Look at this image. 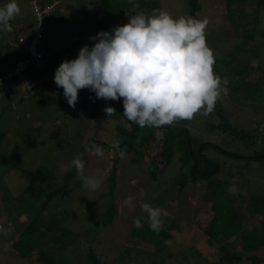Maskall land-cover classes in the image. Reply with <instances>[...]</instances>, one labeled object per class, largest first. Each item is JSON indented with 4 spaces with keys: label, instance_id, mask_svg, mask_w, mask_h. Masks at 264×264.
Segmentation results:
<instances>
[{
    "label": "rangeland",
    "instance_id": "rangeland-1",
    "mask_svg": "<svg viewBox=\"0 0 264 264\" xmlns=\"http://www.w3.org/2000/svg\"><path fill=\"white\" fill-rule=\"evenodd\" d=\"M33 1L17 0L21 12L14 20L10 21L13 31L6 32L7 36L5 40L12 43L16 37H22L29 42L34 36L36 21L32 11ZM161 1V10L168 12L173 18L188 17V0ZM8 2L9 0H0V6ZM200 2L204 7L207 6V9H203L197 16L203 19L207 18L209 21L205 30V36L207 46L213 51L214 58L218 60L235 56L242 58L248 49L246 41L255 47H257V44H262L260 39L264 41L262 36L264 32L263 9L260 10L261 13H259V17L253 22L254 24L251 23V20L255 18V15L251 14V12L254 11V14H257L256 10H258V6L256 3L252 2L245 5L234 4L231 9H227L226 0H201ZM52 6V11L55 12L50 15L51 22L47 35L50 38L49 45L54 52L64 48L70 49L73 52L70 61L78 57L79 50L82 47L87 45L91 48L98 42L97 40H90V37L97 36L101 31L112 32L110 29L114 26L125 24L123 22L122 11L116 15L109 16L102 8L99 0H54ZM248 11L250 12L248 13ZM136 13L140 12H133L131 15ZM144 14L152 15L153 13L145 12ZM112 19L116 20V22L113 23ZM248 31L253 33V35H250L252 39H250V36L248 38V35L251 34ZM258 38L260 39L258 40ZM0 42H2L0 43V57H3L8 48L3 46L4 39L1 36ZM44 45L43 50L45 49ZM263 54L264 52L260 54L261 59L259 61L254 60V65L258 66V68L256 71H253L251 77L247 78L250 81L258 79L264 71ZM65 60L66 57H64L62 62ZM59 64L61 65V60ZM47 81H49V77ZM49 85L48 89H54V92L58 90L55 82H50ZM5 87H8L7 90L0 93V105L4 109H7L8 112H6V117L2 120L9 116H15V119L8 124L0 120L3 129L7 131V137L0 144V155H8L13 162L17 161V166L15 168L12 167L10 171L7 169L8 167L0 168V173L3 175L0 177V184L2 185L0 187H2V192L15 197L26 188L31 182V178L35 177L38 168L43 164L51 167L61 180L66 172L65 168H68L71 161L77 156L79 149L85 146L86 143H89L90 146L93 139L89 137L91 134L86 138L81 137L83 139H79V135L74 136L71 134L76 126L79 127L80 123L73 121L75 123L74 126L71 125L72 121L69 123V119L63 118V112L67 108L74 111L77 110V107L72 108L69 106L65 97V106L58 111L54 107H40L37 105L38 98L28 100L36 92L35 82L29 79L24 80L20 79V77H14ZM82 92L83 94L80 95ZM78 94L76 106H78L80 101L93 99L94 92L89 89H82ZM20 97L21 99H19ZM233 97L232 95L231 98ZM226 99L228 100L229 97ZM104 101L109 102L108 100L101 99L102 104H106ZM1 109L0 107V113ZM233 114V124H235V127H239L241 130H249L254 136L260 135L264 137V113L255 111L251 106L250 108L241 107L234 111ZM17 116L21 120L25 117L29 119L32 116V118L39 119L40 121L21 123L16 119ZM110 121L101 124L100 128L97 129L101 136L100 141H103L105 145L102 146L104 155L102 157L90 156L85 152L83 156L85 162L84 175L96 176L99 174L102 180L100 188L92 191L84 187L82 181L77 176L65 191L63 198H57L59 199L57 201L71 215L67 218L66 225L75 232L84 233L89 227L97 226L96 220L101 224L100 216L110 206H113L118 210L113 222L107 227H97V231L94 232L92 237L86 240L87 246L94 248L96 254L100 257L101 263L121 264L119 262L120 259L125 257L128 259L127 262L129 264H135L130 263V261L133 257H137L140 260L138 264H165L163 258V260H156L153 257L148 259L145 252L153 253L155 247L143 244L141 239L134 236L136 230H142L145 226L150 227L148 215L141 208L143 203H148L153 208L161 209V230L168 231L171 226L175 225V229H170L173 238L166 241L167 247L173 253L171 257H166V264H207L208 262L215 261L217 259V244L210 246L207 241L209 237L204 232L205 222L210 216V208L205 201L211 202L213 199L210 197L212 190H209L208 182L204 181L201 183V186L194 185V183L193 185H191L192 183L184 186L180 185L179 166H181V163L177 155L163 173H158L157 178L151 174L150 161L152 156H148L145 161L133 160V158H136L134 153L121 158L119 151L112 147V142L116 140L117 130L115 126L118 120L113 118ZM215 121L217 122L216 126L213 125ZM176 123L185 125L191 130L193 136L203 137L205 141L218 144L225 150L233 152L234 156L240 159V155H248L251 152L249 151V147H247L248 142L243 143V139L237 137L232 132L222 131L216 118L208 122L207 117L197 114L192 120H182ZM40 124L43 126L45 124L47 134L38 138V132L33 129L37 128ZM47 124L50 126L49 128ZM83 124L84 121L82 120L81 126ZM90 126L92 127V123ZM90 126L85 124L87 132L91 131L89 130ZM18 127L20 128V134L16 132ZM65 128L69 129V131L65 130ZM144 129L147 131L149 127H145ZM55 131H62L58 135L68 138L67 140L70 143L66 144V142H62L60 145L63 147L58 149L54 145V140H51L50 145L53 146L52 148L58 150V152L52 151L51 148L47 153L42 154L41 150L43 149H37V146L42 140L51 139L53 137L51 134ZM151 145L152 143L147 146L148 149L145 154L152 153L153 149L158 150L159 146L157 145L155 148L152 147V150L149 152ZM116 156L119 157V162L116 171L115 199L112 200L108 194L110 186L108 178L113 170V159L116 160ZM215 157L224 164V171L218 176L217 184L224 185L226 197H229L231 209L229 216L235 217L233 215L235 214L244 218L243 224H235V228L238 229V226H240V229L234 236L222 235L219 237V240L222 243H233L234 248L241 251L242 240L238 236H243L248 232L261 235L259 241L263 245L255 250V252H248L247 255L254 254L260 257L262 260L261 264H264V169L261 168L259 171L249 172L232 165L233 162H237L236 159L238 158L227 157L222 154H217ZM238 164L242 165V163ZM251 166L255 169L259 168L260 164L253 162ZM60 180L54 188L61 184ZM141 190H143V196L140 195ZM101 194H106V196L103 197ZM129 196L134 198L132 207L124 205L125 199ZM243 204L249 205L246 206L245 211ZM255 204H258L260 210L257 211L250 206ZM15 210L16 205L12 201L0 205V237L6 236L5 240L0 238V264H26L22 259L18 258L15 251L10 249V245L13 242L11 239H17L20 233L27 226H30L32 220L25 216L19 218L17 216L13 217L12 214L15 213ZM50 214L48 212L45 221H41L42 224H45L49 216L51 218ZM137 219L141 222V227L134 225V221ZM60 222V220H56L55 223L59 226ZM83 242L82 240L77 248L70 249L71 262L74 264H88V259L83 255ZM134 246L142 250L140 256L136 250H132ZM195 250H198L199 253L195 254ZM68 257L70 258V256ZM234 264L260 263L244 260Z\"/></svg>",
    "mask_w": 264,
    "mask_h": 264
},
{
    "label": "trees",
    "instance_id": "trees-1",
    "mask_svg": "<svg viewBox=\"0 0 264 264\" xmlns=\"http://www.w3.org/2000/svg\"><path fill=\"white\" fill-rule=\"evenodd\" d=\"M200 1L201 0H188V17L203 20L202 17L199 18L197 15L202 12L203 9L206 10L207 6L204 7ZM35 2L40 9L43 10V12L45 9L53 8L52 5L54 4V0H35ZM99 2L109 16H113L114 14L116 15L118 12L122 11L123 22L125 24L129 21V16L126 15V13L129 15L133 12L153 13L154 10H161L162 7L161 0H99ZM252 2L256 3L258 6V10H256L257 14H254V11L251 12V14L255 15V18L251 20V23H253L259 17V13H261L260 10H264V0H226V5L227 9H231L234 4L245 5ZM137 4L139 7H136ZM54 12L51 10V12L43 13V22L48 29L51 22L50 15ZM249 12L250 11H248V13ZM34 17L37 25V18L35 14ZM115 22L116 20H113V23ZM113 28L110 30L112 31ZM249 30L251 29L249 28ZM248 32L251 33L248 35L249 38V36L253 35V33L250 31ZM0 36L4 39L3 46L8 48L6 54L3 57H0V76H3L4 74L12 71L17 63L26 61L29 55L20 45L22 37H16L15 41L10 43L8 40H5V37L7 36L6 32L0 31ZM262 36L264 38V32L262 33ZM49 39L50 38L47 36L44 41L45 43H42L40 48V51L44 55L41 65H31L23 72L20 79H29L30 81L35 82L36 92L30 96L28 100L38 98L39 101L37 105L40 107L46 108L45 106H49L60 111L65 106L64 90L57 87L58 90L54 92V89H48V87L50 86V82H55L54 76L56 70L60 66V60L62 63V60L66 57V60L70 61L73 56V52L68 48L54 52L49 45ZM250 39H252V36H250ZM259 39L260 38H258V40ZM260 41L262 44H257V47L248 44V41H246L248 49L242 58H237L236 56L229 57L224 60L214 58L215 74L220 76L222 79L226 78L228 80V84L227 93H223L220 96L215 105L214 111L207 116V121L209 122L211 120H215V118L218 119L219 127L222 131L228 133L232 132L237 137H241L243 139V143L248 142L247 147H249V151L251 152L248 155H240L241 159L235 157L233 152L225 150L218 144L205 141V138L203 137L200 138L193 136L191 134V130L183 124L174 123L171 126H163L161 128L149 127L146 131L144 128L139 127L137 124L124 117L122 98L119 101H104L106 104H102L101 99L96 98L94 93L92 96L93 99L80 101L78 106H76V111L67 108L62 115L63 118H66V120L69 119V123L72 121L71 125H74L75 121L80 123L79 127L76 126L75 130H73L71 134L74 136L79 135V139H83L81 137L86 138L89 134H91L89 137L93 140H91L90 146L92 144H96L101 147L105 145L103 141H100L101 136L99 135V131L97 129L100 128L101 124L111 122L110 119L114 118L118 120L115 128L117 130L116 139H121L120 148H126V155L134 153L136 158H133V160L135 161H145L148 156H152L150 162L152 169L151 174L153 177L157 178L158 173H163L166 167L177 155L179 157V162L181 163V166H179L180 185L184 186L189 183H192L191 185H193L194 183V185L201 186V183L204 181L208 182V188L210 191L212 190L210 197L213 199L211 202L205 201L210 208V216L205 222L206 225L204 227V232L209 237L207 241L210 246L217 244V259L211 262L207 261V264H234L240 263L244 260L260 264L262 262L261 258L254 254L247 255L248 252H255V250L263 245L259 241V237L261 235L254 232H248L243 236H238L242 240L241 251L235 249L233 243H222L219 240V237L222 235L234 236V234H236V232L240 229V226H238V229L235 228V224H243L244 218L235 214H233L235 217L229 216L231 210L228 200L229 197H226L224 185L217 184L218 176H220L222 171H224V164H222L219 159L215 157L217 154H222L227 157L238 158L236 159L237 162H233L232 165L249 172H255V170L259 171L261 168L264 169V137L260 135L254 136L249 130H241L233 124V112L241 107L250 108L252 106L255 111L264 113V71L255 81L247 79L248 77H251L253 71H256L258 68V66L254 65V60L259 61L261 59L260 54L264 52V41L261 39ZM43 44H45V51L43 50ZM48 77L49 81H47ZM7 83L8 82H3L0 84V93L7 90L8 87H5ZM81 94H83V92L80 93V95ZM232 95L234 96L233 98H231ZM227 97H229L228 100L226 99ZM19 99H21V97ZM0 107L2 108L0 120H2L6 117V112L8 111L7 109H4L3 106L0 105ZM106 107H114L116 109V113L109 117L104 111ZM13 119H15V116H9L2 121L8 124ZM16 119L21 123H28L32 121L35 123L40 121L39 119L37 120L32 118V116H30L29 119L25 117L22 120L19 116H17ZM82 120L84 121V124L81 126ZM43 123H45V121H43ZM91 123L92 127L90 126ZM216 123L217 122L215 121L213 125L216 126ZM45 124L44 126L40 124L37 128L33 129L38 132V138L47 134V131H45ZM85 124H88L91 127L89 129L91 130L90 132L85 130ZM47 127L49 128L50 126L47 124ZM112 127L114 128L113 125ZM65 130L69 131L67 128H65ZM16 132L18 134L21 133L19 127ZM61 133L62 131L53 132L51 134L53 137L51 139L42 140L37 146V149L42 148L43 150H41V153L45 154L53 147L50 145L51 140H54V145H56L55 147L58 149L63 147L60 143H70L67 140L68 138H63L58 135ZM55 135L57 136L55 137ZM6 137L7 131L4 130L3 126L0 124V144ZM151 143L152 145L149 147V152L152 150V147L155 148L157 145L159 147L158 150L153 149L152 153L147 155L145 152L148 149L147 146ZM86 146H89V143H86L85 146L81 147L77 152V155L83 153L84 156ZM52 151L58 152V150L54 148H52ZM116 157V160L113 159V170L108 178L110 181L108 194L111 196L112 200L115 199L116 171L117 164L119 162V157ZM253 162L259 163V168L254 169L251 166ZM238 163H242V165ZM15 166H17V161L13 162L8 155H0V168L8 167L7 169L10 171L12 167L15 168ZM2 176L3 175L0 173V177ZM76 177V169L71 167V163L61 180L51 167H48L47 164H43L38 168L35 177L31 178V182L26 186V188L15 197L11 194H7L6 192H2V187H0V205H4L12 201L16 205L15 213L12 214L13 217L17 216L19 218L25 216L26 218L29 217V219L32 220L30 226H27L22 233H20L17 239H11L13 242L11 245L9 244L10 249L15 251L18 258L22 259V261L26 264H74L71 262L72 256L70 249L77 248L81 244L82 240L84 241L83 255L88 259V264H102L100 257L96 254L94 248L87 246L86 240L92 237L94 232L97 231V227H107L110 225L115 219L118 210L113 206H110L109 209L100 216L101 224H99L96 220L97 226L89 227L84 233H78L70 229L65 222L71 215L57 200L63 198L65 191L70 187L71 182ZM59 180L61 181V184L54 188ZM0 186L2 185L0 184ZM101 196L104 197L106 194H101ZM246 206L249 205L243 204L244 211L246 210ZM250 206L257 211L260 210V208H258V204ZM48 212L51 213V218L50 216L49 218L47 217L48 220L45 224H42L41 221H45V217ZM56 220L61 221L59 226L56 225ZM170 229H175V225L171 226L169 230ZM169 230L165 231L159 229V231H154L150 227L145 226L144 229L136 230L134 232V236L141 239L143 244L153 245L155 247V251L153 253L145 252L148 259L152 257L156 260L164 259L165 261L163 262L166 264V257H171L173 255L166 244L167 240L173 238L171 230ZM0 238L5 240L6 236H1ZM132 250H136L139 256L142 253V250L140 248H136V246L132 247ZM194 252L195 254L199 253L198 250H195ZM68 256H70V258ZM127 261V258L122 257L119 262L121 264H129ZM139 261V258L133 257L130 263L138 264Z\"/></svg>",
    "mask_w": 264,
    "mask_h": 264
},
{
    "label": "clouds",
    "instance_id": "clouds-1",
    "mask_svg": "<svg viewBox=\"0 0 264 264\" xmlns=\"http://www.w3.org/2000/svg\"><path fill=\"white\" fill-rule=\"evenodd\" d=\"M52 9H45L44 13ZM20 12L17 0L0 6V31L12 32L10 21ZM126 15L128 23L90 37L98 42L91 48L85 45L76 59L63 61L56 70L54 81L64 90L69 106L75 108L79 91L89 89L98 99L122 98L124 117L141 128H161L192 120L197 114L205 117L211 114L221 93H227L228 80L214 72V53L205 36L208 19L173 18L163 10H154L152 15L142 12ZM104 111L109 117L116 113L114 107H106ZM120 144L118 138L112 147L123 158L127 150L121 149ZM85 152L90 156L104 155L103 148L96 144L86 146ZM82 156L83 153L77 155L71 167L76 169L84 187L98 190L102 180L99 174L84 175ZM143 194L141 190L140 195ZM133 199L127 197L124 205L132 207ZM141 208L148 215L150 228L159 231L161 209L148 203ZM134 225L141 227V222L137 219Z\"/></svg>",
    "mask_w": 264,
    "mask_h": 264
},
{
    "label": "built area",
    "instance_id": "built-area-1",
    "mask_svg": "<svg viewBox=\"0 0 264 264\" xmlns=\"http://www.w3.org/2000/svg\"><path fill=\"white\" fill-rule=\"evenodd\" d=\"M33 11L37 18V25L34 37L27 43L24 39H21L20 45L24 48V51L28 53L29 57L26 61L16 64L14 69L3 76H0V83L9 82L14 77H21L23 72L27 70L31 65L40 66L44 58L43 53L40 51L42 43L45 41L48 28L43 22V10L34 2ZM49 10H46L48 12Z\"/></svg>",
    "mask_w": 264,
    "mask_h": 264
}]
</instances>
